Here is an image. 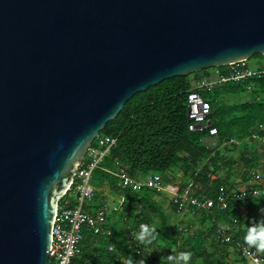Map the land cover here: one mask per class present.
Wrapping results in <instances>:
<instances>
[{"label":"water","instance_id":"water-1","mask_svg":"<svg viewBox=\"0 0 264 264\" xmlns=\"http://www.w3.org/2000/svg\"><path fill=\"white\" fill-rule=\"evenodd\" d=\"M264 56V0H0V264H50L59 203L133 97Z\"/></svg>","mask_w":264,"mask_h":264},{"label":"trees","instance_id":"trees-1","mask_svg":"<svg viewBox=\"0 0 264 264\" xmlns=\"http://www.w3.org/2000/svg\"><path fill=\"white\" fill-rule=\"evenodd\" d=\"M217 70L221 73L227 71L220 68L214 69V72ZM193 76L197 78L193 80ZM198 80L199 75L174 78L136 95L126 103L118 118L108 123L100 133V137L116 138L118 141L93 174L91 183L95 195L85 206V211L95 215L98 210L107 207V192L123 198V205L116 214L130 234L109 236L106 226L103 233L96 235L84 226L75 264H128L130 259L133 264L140 259L147 264H155L156 259L149 258L147 254L149 247L158 248L155 254L163 251L164 247L177 249L178 253L190 252L192 255L188 264H226L216 252L206 250L201 243L205 242L203 236L212 237L219 244L214 238L216 231L221 229L220 226L230 225L232 228L228 231L233 238L232 244L222 246L236 249L238 244L245 243L244 236L251 221L264 219L260 214V209L264 208V196L244 203L231 201L225 210L215 208L212 212L199 213L202 225H210V230L196 238L198 247L191 245L192 240L181 244V234L173 232L169 214L157 201L159 193L149 188L135 191L119 186L116 174L122 173L140 181L153 174L165 175L173 168H180L185 177L194 179L203 187V194L198 193L200 198H215L219 187L227 183L220 179V175L228 166L235 167L240 163L247 172L262 168L264 145L252 149L250 138L258 132L259 125H264V77L252 81V101L247 103L229 104L227 99L249 94V82L231 83L201 92L213 108L211 120L218 129L221 143L231 140L240 142V145H223L213 152L202 144L204 134L189 130L188 94ZM93 146H96V141ZM231 154H238L239 158L234 159ZM211 176L217 179L212 180ZM256 188L261 190L262 186ZM238 206L246 208L247 214L243 224L236 225L231 217L237 213ZM174 210L179 212L175 205ZM108 219L112 221V218ZM142 224L155 229L156 239L151 244H142L136 239Z\"/></svg>","mask_w":264,"mask_h":264},{"label":"built area","instance_id":"built-area-1","mask_svg":"<svg viewBox=\"0 0 264 264\" xmlns=\"http://www.w3.org/2000/svg\"><path fill=\"white\" fill-rule=\"evenodd\" d=\"M259 65L251 68L249 61H243L225 67L226 73H221L219 70L213 73L209 72L189 92V130L193 133L204 134L201 142L208 150L213 152L223 145H238V142L231 140L229 143H221L218 129L214 127L211 120L214 114L213 108L201 92L231 83L244 84L246 82H249L247 91L251 92L254 88L252 81L264 77V62L260 61ZM117 141L116 138L99 137L96 140V146L92 145L88 151L86 160L78 166L74 183L57 208L52 245L49 251L50 264H75L74 260L80 253L84 226L90 228L96 235L103 233L107 224L108 208L100 209L95 215H91L85 211V206L95 195V189L91 183L93 174L110 155L112 149L117 145ZM250 141L264 145L263 124L259 125L258 132L251 136ZM115 176L119 178V186L123 189L140 191L149 188L159 194L168 193L179 213L189 212L193 215L212 212L215 208L225 210L231 201L244 203L264 196V179L258 174L253 176L254 180L260 184L259 186H262L261 190L254 188L231 191L225 186H220L215 198H200L198 196L199 184L194 179H190L182 188L167 189L162 174H153L140 181L122 173ZM211 178L213 177L211 176ZM214 238L221 245H230L233 239L229 231L224 228L218 229ZM236 250L247 264H264V252H258L246 243L238 244Z\"/></svg>","mask_w":264,"mask_h":264},{"label":"crops","instance_id":"crops-1","mask_svg":"<svg viewBox=\"0 0 264 264\" xmlns=\"http://www.w3.org/2000/svg\"><path fill=\"white\" fill-rule=\"evenodd\" d=\"M263 62H264V60H263ZM202 78H204V77H200V80ZM198 81H196L195 84ZM238 145H240V142H238ZM261 145L262 144H260V143H256V142H252V141L250 144L252 149H257ZM237 156L238 157H235V158L232 157V158L238 159L239 155L237 154ZM228 167L229 168L227 170H225L221 173L220 179L227 182L226 185H222V186H225V187L227 186L226 188H229L231 191H241V190H245V189H254V188L258 187L260 184L254 180V176H253L254 174H258L264 179V161H263L261 169L251 170L249 172H247L245 167L243 165H241L240 163L235 167H232V165H230ZM163 178H164L165 186L167 189H174L172 187H174L178 183H180V185L182 184L184 187L190 181V177H185L184 172L180 168L171 169V171L169 173L163 175ZM216 179H217V177L213 176L212 180H216ZM173 180H176L175 184H173L174 183ZM203 192H204L203 187H201L199 184V192L198 193L203 194ZM106 195L108 197V206H107L108 217H107V219L109 217L112 218V221H109L110 219L107 220V225H106L107 227L106 226L105 227L108 230H107L106 234L109 236L115 235V234H118V235L123 234L125 236L129 235L130 231L127 229L125 223L120 222V219H118V216L116 214V212H118L121 209L123 202H124V199L120 198V197H115L114 195H112L109 192H107ZM157 201L164 208L166 213L169 214V216L171 218V223L173 226V232L174 233H178V234L183 235L185 233H188L194 227L193 224L188 225V224L184 223V220H186L185 219L186 217L188 219H191V220L197 218V220L199 219V223L201 222L202 217L199 214L193 215L189 212L188 213L176 212L174 210V204L172 203V198H171L170 194H168V193H163V194L158 195ZM236 210H237V212H239V214L241 212L242 218L244 219L246 214H247V209L244 208L243 206H238V208ZM235 215H237L236 218H235V216L231 217V219H234V223H236V225L238 223L243 224V222L240 221L241 219H239V221L237 219L239 215L237 213ZM177 218L182 219V220H180L181 224L174 222ZM120 224H121V226H120ZM201 224H202V222H201ZM208 226H210V225L207 224L203 227H208ZM122 231H123V233H122ZM201 231H203L207 234L208 230H204L201 228L200 233H199L200 237L203 234V233H201ZM203 237L207 238L205 236H203ZM208 239H210V238H208ZM179 241L181 242V239ZM220 246H222V245H220ZM222 247H223V250L220 251L219 253H217V255L222 257L225 260L226 264H247L240 257V255L238 254V252L236 251L235 248H227L226 246H222ZM110 250H112V248ZM208 252L211 253L210 251H208Z\"/></svg>","mask_w":264,"mask_h":264},{"label":"rangeland","instance_id":"rangeland-1","mask_svg":"<svg viewBox=\"0 0 264 264\" xmlns=\"http://www.w3.org/2000/svg\"><path fill=\"white\" fill-rule=\"evenodd\" d=\"M264 60V57L260 58L259 56L257 57H253L252 59L249 60V65L251 68H255L257 65H259L260 61ZM211 73L214 72V70H210ZM201 77V75H199ZM197 77L196 76H193L192 79H196ZM252 101V96H251V93L249 94H246V95H243V96H240L238 98H228L227 99V103L229 104H238V103H247V102H250ZM231 157H238L237 154H232ZM173 184L176 183V180H173ZM176 187H180L182 188L183 185L180 183L176 184L174 187L172 188H176ZM111 207V206H110ZM237 214L239 215L238 216V221L239 219H241L240 221H243L244 219L242 218V215H241V212L239 214V212H237ZM243 214V213H242ZM237 215H235V218H236ZM184 219V218H183ZM186 220H184V223L190 225V224H193V228L188 232V233H185L183 235H181V244L183 243H187V241L189 240H192L190 241L191 245L192 246H195V247H198L199 243L198 241H196V238L199 236V233H200V229H204V230H210V226L208 227H203L201 222L199 223V219L197 220L196 219H188L187 217L185 218ZM236 219V220H237ZM182 220L181 218H177L174 222L175 223H178V224H181V221ZM221 228H225L227 230H231V226L230 225H226V226H220ZM201 233H205L203 231H201ZM200 237V236H199ZM205 239V243L202 241L201 243L205 246L206 250L207 251H210V252H216V253H219L220 251L223 250V247L218 245L217 243H215L214 239L211 237L210 239L208 238H204ZM158 249L157 247H149L148 248V252L147 254L149 255V258H154L156 259V263L155 264H170L169 260H168V255H176L178 254V250L177 249H173V250H169L167 248L164 247L163 251H160L158 252L157 254H155V250ZM163 252V253H162Z\"/></svg>","mask_w":264,"mask_h":264},{"label":"clouds","instance_id":"clouds-1","mask_svg":"<svg viewBox=\"0 0 264 264\" xmlns=\"http://www.w3.org/2000/svg\"><path fill=\"white\" fill-rule=\"evenodd\" d=\"M261 216H264V208L260 209ZM155 229H149L147 225L140 226V232L136 235V239L142 244H151L156 239ZM245 243L250 247L256 249L258 252H264V219L256 222L254 219L248 228L247 234L244 236ZM190 252H180L176 255H168L170 264H188L191 260ZM128 264H133L130 259ZM136 264H147L143 259H140Z\"/></svg>","mask_w":264,"mask_h":264}]
</instances>
